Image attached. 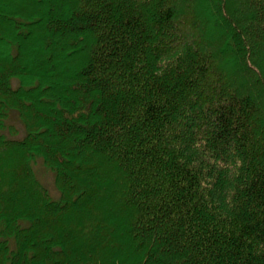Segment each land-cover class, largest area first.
Wrapping results in <instances>:
<instances>
[{
  "label": "trees",
  "instance_id": "trees-1",
  "mask_svg": "<svg viewBox=\"0 0 264 264\" xmlns=\"http://www.w3.org/2000/svg\"><path fill=\"white\" fill-rule=\"evenodd\" d=\"M10 111L0 264H264V0H0Z\"/></svg>",
  "mask_w": 264,
  "mask_h": 264
},
{
  "label": "rangeland",
  "instance_id": "rangeland-1",
  "mask_svg": "<svg viewBox=\"0 0 264 264\" xmlns=\"http://www.w3.org/2000/svg\"><path fill=\"white\" fill-rule=\"evenodd\" d=\"M35 47H36L35 49H40L41 45L38 43ZM33 60H35V57ZM61 64H63V62H61ZM64 65L66 66V63ZM57 80L58 81L60 80V81L58 82ZM13 82H15V80ZM56 82L60 83L61 86H64V87L69 84L68 81H66L65 79H61L58 75H57L56 79H54L53 84L54 83L56 84ZM5 124L6 125H12L17 129V135H15V136L11 135L8 131L0 130V135L4 136L6 139L20 140L26 135L25 128L22 125V123L20 122V120L18 119L15 111L9 112V116H8L7 120L5 121ZM32 167H33V170H34V173H35L37 180L47 189L51 199L53 201H59L60 194L57 191V189L55 188L53 173L44 166L41 158H39V157L35 158V160L32 163ZM21 191L22 192H20V190L17 191V193L18 192H20V193L15 198V207L27 208V209L28 208H30V209L36 208L37 206L34 203L33 198L32 197L30 198L29 193H27L24 189L23 190L21 189ZM9 198L11 201L12 197L9 196ZM112 198H113V195H111L110 193L107 194V197L104 198V202L101 203L102 206L103 207H104V205L109 206L110 204L112 205V207H113V205L116 206ZM12 206H14V205H12ZM83 242L84 241H83L82 237H80V236H78L75 240V244L79 245L80 247L84 246ZM80 247H79V249L84 248V247L83 248H80ZM83 255L85 256L87 254H85V252H84Z\"/></svg>",
  "mask_w": 264,
  "mask_h": 264
}]
</instances>
